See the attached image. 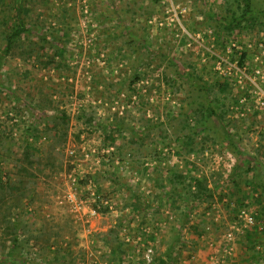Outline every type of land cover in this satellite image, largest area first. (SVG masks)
Returning <instances> with one entry per match:
<instances>
[{
    "label": "rangeland",
    "instance_id": "1",
    "mask_svg": "<svg viewBox=\"0 0 264 264\" xmlns=\"http://www.w3.org/2000/svg\"><path fill=\"white\" fill-rule=\"evenodd\" d=\"M227 2L27 0L37 30L0 67V177L32 203L13 213L25 228L14 250L0 233V264H264L263 168L250 160L264 144V30L219 37L199 24ZM14 4L0 0V53ZM200 80L221 98L237 150L209 129L213 117L196 127ZM117 119L127 130L112 142ZM195 177L220 180L213 200L192 205L183 183Z\"/></svg>",
    "mask_w": 264,
    "mask_h": 264
},
{
    "label": "trees",
    "instance_id": "2",
    "mask_svg": "<svg viewBox=\"0 0 264 264\" xmlns=\"http://www.w3.org/2000/svg\"><path fill=\"white\" fill-rule=\"evenodd\" d=\"M26 2L27 0H16V5L14 4L13 7L14 20L13 22H9L10 24L8 28H6L8 30V35L0 53V67L4 57L11 54L16 47H19L21 45L23 38L25 39L29 38L30 34L34 33L35 30H37V28L33 25H30L27 20L28 15L25 7ZM203 15H204V20H202L199 24H208V23L211 24L216 34L219 37L234 36L236 33L242 32L245 27H249V26L251 28L258 27V29L264 30V8L256 6L253 0H229L222 14H212L209 12H203ZM52 40L55 41L56 38H52ZM31 54L32 51H29L28 55ZM244 57L245 54H242L241 63L243 62ZM49 59H50L49 62L51 63L55 62V58L53 56L49 57ZM179 65L181 67H179ZM175 67L177 71H180L182 73L187 70L186 68H182V64L181 63L179 64L178 62H175ZM189 75H193V70L189 72ZM137 78H140V75H138ZM200 83L201 84L198 86L202 88L203 97L200 104L196 108H193L192 110L196 113V120H197L196 127L199 128L203 125H206L207 119L213 117L215 119V122L214 124L212 123L209 129L217 128L218 138H222L231 147L237 150L236 142L234 139L237 132H233V133L230 132V129H228V126L230 125L224 122V116H226L227 111L221 105V100H220L221 98L218 96L212 97L208 93V88L210 85L208 81L200 80ZM223 87H224L223 84L220 85L221 89H223ZM37 108H40L39 110L42 111L41 103L37 106ZM179 115H181V117L183 118V126L185 128H190L188 122L190 115L189 112L185 111ZM55 117H58L59 119L60 118L63 119L65 117V114L61 112V115L59 114L58 116ZM231 125L235 127V129L238 127L235 120L232 121ZM150 127H148L147 130L151 129ZM132 128H134V126ZM126 130L127 127L124 126L123 120H118V119L115 120L112 123V132H110V134L108 135V140L115 142L116 138L113 133L115 131L119 133L125 132ZM55 141L57 144H59L60 142L64 141V137L59 136ZM24 158L29 165H32L34 163V158H32L31 152H28ZM262 158H263V163L261 162ZM250 160L254 162L258 170H261L263 168V184H264V144H263V151L259 150L257 154L251 156ZM246 162L248 161H246L245 158L241 160V163L243 164ZM237 166L239 167V164ZM245 169L249 171L252 168L248 166ZM18 171L19 173H21L22 176L25 177H30L33 175L27 166L25 167L21 165ZM171 179H173V181L176 179L183 180L184 176L182 174H175V176ZM255 179H257V175L255 176ZM213 181H214L212 183L213 186H210L208 178L195 177L192 181L186 184H184L185 182L183 183L188 198L192 200V205L214 199L215 192L221 189L222 185L219 182L220 180L218 179ZM255 183H259V182L255 180ZM30 197L31 196L29 193V189L27 187H21L18 184H11L8 181L4 182L2 180V177H0V233L1 235H4V238L6 240L10 241L11 244L10 249L12 250H14L15 247L17 246L19 242L20 234L24 232L25 229L24 226H20L22 225V222H19L18 218L13 217V213L16 214V212L14 211H17L18 209L23 210L24 206H28L30 203H32V198ZM23 198L25 199V201H23ZM110 231L107 233V238H108L107 240L109 243L112 242L113 239L112 237L115 238L117 237V235L113 236L114 233L112 230ZM31 238H35L38 240V238H40V235L31 236ZM50 239L51 236L49 235L46 238V242L49 243ZM6 244L7 242H4L5 247L8 245ZM263 255H264V248H263ZM169 260L170 261L174 260V257L170 255ZM20 263L26 264V262L24 263V261H20Z\"/></svg>",
    "mask_w": 264,
    "mask_h": 264
},
{
    "label": "built area",
    "instance_id": "3",
    "mask_svg": "<svg viewBox=\"0 0 264 264\" xmlns=\"http://www.w3.org/2000/svg\"><path fill=\"white\" fill-rule=\"evenodd\" d=\"M238 216L241 217L242 219H244L247 223H249L248 225H255L257 222H256V219H255V216L248 212L247 209H244V208H240L239 212H238ZM232 237V236H230ZM152 248L151 249H148L147 251V257L150 258L151 254H152ZM231 253V252H230ZM222 259L220 258H211V264H222Z\"/></svg>",
    "mask_w": 264,
    "mask_h": 264
},
{
    "label": "crops",
    "instance_id": "4",
    "mask_svg": "<svg viewBox=\"0 0 264 264\" xmlns=\"http://www.w3.org/2000/svg\"><path fill=\"white\" fill-rule=\"evenodd\" d=\"M263 143H264V141H263Z\"/></svg>",
    "mask_w": 264,
    "mask_h": 264
}]
</instances>
